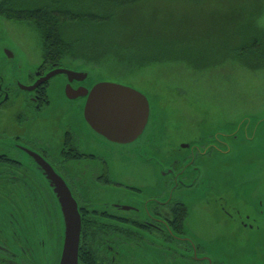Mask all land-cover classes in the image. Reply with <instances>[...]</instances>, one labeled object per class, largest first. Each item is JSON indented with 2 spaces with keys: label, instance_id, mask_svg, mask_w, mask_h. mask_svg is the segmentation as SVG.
I'll return each instance as SVG.
<instances>
[{
  "label": "flooded vegetation",
  "instance_id": "1",
  "mask_svg": "<svg viewBox=\"0 0 264 264\" xmlns=\"http://www.w3.org/2000/svg\"><path fill=\"white\" fill-rule=\"evenodd\" d=\"M33 1L40 5L39 0ZM26 2L30 6L31 0ZM0 21L7 26L26 23L25 31L32 33L33 40L7 36L8 41L0 44V264H60L66 216L58 177L76 200L82 221L79 264H220L215 257L219 252L208 254L192 234L201 235V227L206 229L213 220L209 214L199 217L202 225L195 217L197 210L213 205V184L207 186V198L199 195L203 172L210 171L197 164L196 157L198 150L202 160L212 161L207 158L212 138L184 141L178 147L162 141V150L158 149L162 158L156 163L162 168L151 170L133 166L139 163L138 148L142 155L153 154L149 145L159 141L154 131L146 144H119L86 123L92 136L78 129L64 131L58 137L60 146L53 150L34 126L56 108L54 99L60 92L63 100L79 106V100L67 96L69 85L74 90L90 89L94 82L90 76L71 81L67 73L46 78L57 70L83 72L85 58L52 53L42 31L31 22L2 15ZM86 100L82 97V102ZM132 172H160L161 176L152 185L148 177ZM185 196L204 200L192 209ZM263 206L258 217L253 206L223 208L228 230L233 231L227 237L235 235L242 241L232 239L229 244L246 248L251 240L264 242L256 239L264 227ZM254 230L257 236L250 234ZM237 251L226 255V264L244 263L242 257L236 260ZM260 252H252L257 255L252 256L253 262L260 259Z\"/></svg>",
  "mask_w": 264,
  "mask_h": 264
},
{
  "label": "rangeland",
  "instance_id": "2",
  "mask_svg": "<svg viewBox=\"0 0 264 264\" xmlns=\"http://www.w3.org/2000/svg\"><path fill=\"white\" fill-rule=\"evenodd\" d=\"M86 2L78 0L75 6H84ZM247 4L248 14L243 10ZM71 7L70 4L72 10ZM243 15L247 16L240 19ZM123 18V15L117 16L118 20ZM123 23L126 27L122 29L121 25L119 30L121 34L125 31L122 37L124 50L130 49V56L137 52L140 57L156 55L155 61H151L152 58L142 61L137 56L130 64L126 61L127 66L123 67V59L112 53V45L101 36L102 31L99 32L104 27L102 23L69 22L64 28V37L68 41H79L74 53L85 58L82 64H86L85 68L93 74L94 83H124L151 99L152 122L149 132L147 129L138 143L146 144V139L152 138V131L159 141L154 140L149 145L153 154L142 155L138 148L139 163L133 168L139 169L142 165L140 170L161 169L156 163L162 158L158 150H162V141L167 143L165 146L178 147L184 141L212 138L207 144L211 149L207 158L212 161L202 160L205 158L198 150L196 157L200 159L197 164L210 171L203 172L205 181L199 195L207 198V186L213 184V205L197 210L195 217L200 224L199 217L206 214L213 220L206 229L201 227V235L192 234L208 254L219 252L215 257L220 264H226V255L237 249H245L240 253L237 251L236 260L241 261L239 258L242 257L244 263L241 264H251L252 256L257 258L252 252L256 254L261 249L260 259L253 264H264V242L259 244L251 240L246 248L228 243L232 239L238 244L242 241L235 235L227 237V233L233 231L228 230L229 218L223 209L237 207L241 210L243 205L248 209L253 206L258 217L260 205L264 204V60L256 61V55L246 60L250 57L231 54V50L242 46L236 39H250L253 31L261 41H255L256 38L246 41L261 43L262 50L256 52L259 56L262 51L264 53V0H147L140 8L129 10ZM26 26V23L7 26L0 21V44L8 41L7 36L33 41L32 33L25 31ZM38 41L41 45L39 38ZM204 63L208 65L199 67ZM54 101L56 108L45 113L47 116L33 127L43 142L56 151L58 137L64 131L75 133L78 129L80 133L87 132L92 136L83 118L82 100L78 101V106L73 101L63 100L60 92ZM132 173L148 177L154 182L152 185H157L161 176L160 172ZM204 197L185 196L184 200L194 209L193 206L203 202ZM255 231L250 234L257 236ZM260 235L256 239H264L263 226ZM153 261L157 262L156 258Z\"/></svg>",
  "mask_w": 264,
  "mask_h": 264
},
{
  "label": "water",
  "instance_id": "3",
  "mask_svg": "<svg viewBox=\"0 0 264 264\" xmlns=\"http://www.w3.org/2000/svg\"><path fill=\"white\" fill-rule=\"evenodd\" d=\"M82 69L83 72L57 70L51 73L46 80L61 73H67L71 81L84 80L87 76L93 77L89 70ZM66 92L71 100H82V97L87 99L83 105L85 123L112 143L134 142L136 145L140 139L142 140L147 129L149 132L153 113L152 103L145 93L136 88L107 81L94 83L90 89L74 90L69 85ZM57 184L63 197L66 216L60 264H79L82 221L77 202L60 177H58Z\"/></svg>",
  "mask_w": 264,
  "mask_h": 264
},
{
  "label": "trees",
  "instance_id": "4",
  "mask_svg": "<svg viewBox=\"0 0 264 264\" xmlns=\"http://www.w3.org/2000/svg\"><path fill=\"white\" fill-rule=\"evenodd\" d=\"M103 1L104 4L101 3L102 0H87L86 5H81L78 7L75 6L78 0H44L39 1L40 5L38 6L34 4L33 0H31L30 6L25 5L26 3L29 4L28 2H26V0H2L0 1V15L6 16L10 20H17L16 22L26 21L34 24L40 31H42L44 40L47 41L46 46L48 47L49 45L51 52L60 57L72 55L74 54L75 50H78L76 44H79V41H68L64 37V28L69 24V22H81L84 25L92 23H102L104 25L102 29H99V32L102 31L101 33L103 34L101 36H103L106 41H109L112 45L110 46L112 53H114L118 58L123 59V67L125 65L127 66L126 61H128V64H130L133 61V58H137V56L138 59L142 61L147 60L146 58H152L153 60L149 59V61H155L156 55L148 57V55L146 54V56L140 57V52H137V54L134 52L136 55L134 54L130 56V49L124 50L123 48L125 46L123 44L125 43H123L122 37L125 31L121 34L119 30L121 29V25L122 29L126 27L123 22L125 20L127 12L137 6L140 8L142 4L147 0ZM70 4L72 5V10L70 9ZM243 10L248 14V4L247 6H243ZM118 15H123L124 18L118 20ZM246 16L247 15H243L240 17V19ZM128 31H130V29ZM254 34H256L255 31H253L250 39L252 40L253 38H256L255 41H261L260 36L256 37V35L254 36ZM250 39L245 38L241 40L240 38H237L236 40L238 41H236V43H239V45L242 46L236 47L231 50V54L233 56H238L241 58L243 56L250 57L245 58L246 60H251L253 59V57L251 58V56L256 55L254 57L256 61L258 59L263 61V51L261 56H259V53L256 52L258 50H262L261 43H248L249 41H251ZM226 46L227 45H224V47ZM236 49L239 51H236ZM121 50H123L124 53L121 52ZM161 50L162 49L159 48V51ZM86 56H89V54H86ZM204 57L205 60L208 61V55ZM181 60L183 61V59ZM207 65L208 64L204 63L200 64L199 67H205ZM254 66H257V64H255ZM257 67L260 68V65H258Z\"/></svg>",
  "mask_w": 264,
  "mask_h": 264
}]
</instances>
